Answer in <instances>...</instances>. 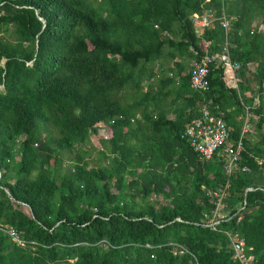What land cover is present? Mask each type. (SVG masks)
<instances>
[{
	"label": "trees",
	"instance_id": "1",
	"mask_svg": "<svg viewBox=\"0 0 264 264\" xmlns=\"http://www.w3.org/2000/svg\"><path fill=\"white\" fill-rule=\"evenodd\" d=\"M222 4L237 81L220 63L198 90L190 61L225 32L191 15ZM0 84V264H240L234 231L264 264V0H0ZM245 104L226 175L222 147L203 160L182 132L205 105L235 140Z\"/></svg>",
	"mask_w": 264,
	"mask_h": 264
},
{
	"label": "built area",
	"instance_id": "2",
	"mask_svg": "<svg viewBox=\"0 0 264 264\" xmlns=\"http://www.w3.org/2000/svg\"><path fill=\"white\" fill-rule=\"evenodd\" d=\"M191 18L194 25L198 28L202 26L208 27L214 20H219L225 32L220 51H213L210 53L205 49L199 57L192 58L190 61V81L192 87L198 90H207L209 87L208 75L211 66L219 65L220 63L227 65L232 71L233 79L236 84L237 77L235 71L238 69L239 63L236 60H232L229 55L231 41L228 38V32L230 30V25L229 17L225 13L223 4L218 14H214L212 9H206L202 12H193ZM0 87H2V84H0ZM255 102H257V99ZM244 107L245 114L242 116L243 120L240 134L235 140L231 139L229 126L223 117L212 113L205 105L201 106L199 115L192 117L186 122L182 132V137L189 142L193 149L198 153L199 157L203 160H209L214 152L222 147L225 157L223 168L226 175H229L232 172L240 159L241 153L244 149V138L253 133L252 119L256 117V114H253L249 110L250 106H248V104H245ZM102 125L104 127L103 122ZM103 132L105 131L103 130ZM258 161L260 162V159H258ZM240 168L241 170L250 169L247 164L241 165ZM227 185L226 180L224 184L214 189H208V193L215 197V208L211 212L204 213L202 224L209 226L211 229H218L220 222L231 216L219 208L222 200L228 194ZM251 188V186L246 187V189ZM244 204L245 200H243V205ZM243 205H241L240 208H242ZM234 213H237V211ZM8 233L18 244H24V239L16 231L9 229ZM227 234L229 236V245L232 249V258L239 261L240 264H248L252 260V255H246L244 252V238L238 231L227 232ZM174 246V250L179 253L187 251V248L178 243H175Z\"/></svg>",
	"mask_w": 264,
	"mask_h": 264
},
{
	"label": "rangeland",
	"instance_id": "3",
	"mask_svg": "<svg viewBox=\"0 0 264 264\" xmlns=\"http://www.w3.org/2000/svg\"><path fill=\"white\" fill-rule=\"evenodd\" d=\"M192 60V59H191ZM98 126V134L97 135H93L91 137V142L94 146L96 147H99L100 146V136H105V132H103L104 130V127L102 125V122H98L97 125ZM64 155H66V153H64ZM97 153H96V150L95 149H92L91 152H90V157L93 161H95V157H96ZM96 162V161H95Z\"/></svg>",
	"mask_w": 264,
	"mask_h": 264
},
{
	"label": "crops",
	"instance_id": "4",
	"mask_svg": "<svg viewBox=\"0 0 264 264\" xmlns=\"http://www.w3.org/2000/svg\"><path fill=\"white\" fill-rule=\"evenodd\" d=\"M230 71H231V70H230ZM231 73H232V71H231ZM231 75H232V74H231ZM228 84H229V85H234V84H235L234 79H233V80H232V79L229 80V81H228ZM255 100H256V99H255Z\"/></svg>",
	"mask_w": 264,
	"mask_h": 264
}]
</instances>
